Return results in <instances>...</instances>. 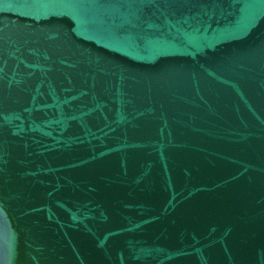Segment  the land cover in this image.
Segmentation results:
<instances>
[{
	"label": "water",
	"instance_id": "water-1",
	"mask_svg": "<svg viewBox=\"0 0 264 264\" xmlns=\"http://www.w3.org/2000/svg\"><path fill=\"white\" fill-rule=\"evenodd\" d=\"M0 264H264V0H0Z\"/></svg>",
	"mask_w": 264,
	"mask_h": 264
}]
</instances>
